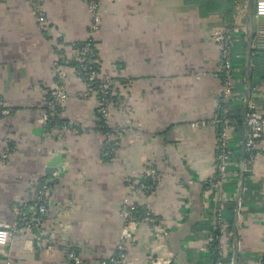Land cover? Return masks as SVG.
Instances as JSON below:
<instances>
[{
    "label": "crops",
    "instance_id": "1",
    "mask_svg": "<svg viewBox=\"0 0 264 264\" xmlns=\"http://www.w3.org/2000/svg\"><path fill=\"white\" fill-rule=\"evenodd\" d=\"M221 1L101 0L93 37L97 75L114 83L108 127L125 128L106 161L104 137L96 130L98 102L83 98L86 85L73 66L76 44L88 38L92 21L85 0H38L36 8L27 0H0V100L9 112L0 116V159L8 152L0 164V221L13 228L8 245L0 248V264H65L70 250L82 264H100L120 242L118 213L127 194L158 219L155 226L138 223L131 230L130 264H150L151 258L212 263L207 238L215 231L218 207L229 225L242 143L238 155L231 149L229 180L218 183L217 34L234 37L231 58L240 99L231 105L240 113L246 87L240 38L247 47L248 0L234 3L227 15ZM38 11L46 19L43 27ZM260 23L264 19L253 20V31ZM260 70L254 82L251 73L250 102L264 116ZM57 93L66 96L59 118L68 127L62 129L43 121L45 103ZM253 152L244 161L237 264H261L264 257V138ZM57 168L60 176L50 174ZM150 168L159 177L154 192L132 194L130 188L144 182ZM43 186L50 190L48 213L36 220L32 195ZM28 209L32 213L15 221ZM233 219L234 213L232 225Z\"/></svg>",
    "mask_w": 264,
    "mask_h": 264
},
{
    "label": "built area",
    "instance_id": "2",
    "mask_svg": "<svg viewBox=\"0 0 264 264\" xmlns=\"http://www.w3.org/2000/svg\"><path fill=\"white\" fill-rule=\"evenodd\" d=\"M38 7V0H27ZM101 0H87V10L91 15L92 21L89 27V36L84 41V46L78 48L76 75L86 85V92L83 98L90 96L95 97L98 102L97 112L105 120L113 106L110 96H114V83L108 79L98 78L99 60L94 36L98 32L101 18L99 15V7ZM264 19V0H255L253 5V20ZM37 20L40 26H44L46 19L43 14L38 11ZM215 41L220 50V64L218 69V78L221 83V93L214 120L217 126L218 135L216 140V181L223 184L229 180L228 169L232 166V152L230 149V140L236 126V120L230 115V105L240 99L236 90L235 68L232 65L231 49L234 44V37L230 34H217ZM57 49V45H55ZM251 51L264 52V24H258L253 31V39ZM99 79V80H98ZM98 83L97 88L94 84ZM66 96L62 93L52 94L51 98L45 103L46 112L43 117L44 123H52L60 117V106L65 101ZM9 114L5 110L3 102L0 100V116ZM247 128L245 150L252 151L255 145L264 138V116L260 115L257 107L253 102L248 103L245 118ZM108 126V125H107ZM110 133L104 137V146L109 145L112 153L118 149L125 128L122 126L108 127ZM8 152H5L0 159V164L5 160ZM146 179H150V184L144 182H136L132 186L131 193L136 196H150L157 184L159 177L152 168L146 170ZM50 190L46 187H38L32 195V205L36 212V220H40L48 213ZM223 208L218 207L214 215V233L207 238V249L213 251V260L211 264H226L228 254L231 252L229 225L223 218ZM119 220L122 224L121 239L114 247L110 256L100 264H130L127 251V241L130 239V232L138 223H146L155 226L158 219L154 216L149 208L140 209L131 195L127 194L121 202L118 213ZM12 226L8 223L0 221V248L6 247L9 242ZM204 251V249H202ZM150 264H170L166 260H158L151 258ZM10 264V263H6ZM65 264H82L80 256L73 250L66 251Z\"/></svg>",
    "mask_w": 264,
    "mask_h": 264
},
{
    "label": "trees",
    "instance_id": "3",
    "mask_svg": "<svg viewBox=\"0 0 264 264\" xmlns=\"http://www.w3.org/2000/svg\"><path fill=\"white\" fill-rule=\"evenodd\" d=\"M242 1L243 0H222L221 2H223V4H224L223 7H224V9L226 8L225 9L226 15L231 12L230 10H231V7L234 3H240ZM85 2H87V0H85ZM240 44H241L242 52L244 53L245 48H246V42H245V39L243 36L240 38ZM82 46H84V42L80 43V44H76V47H78V48H81ZM251 63H252L251 73H252V78H253V82H254L255 79H257L260 75L259 73H257V71H259L261 68H264V52L252 51ZM73 66H75V69L77 70L78 64H74ZM97 85H98V83L96 82L94 84V88H97ZM110 100L114 104V101H115L114 96H110ZM233 107H235V106L230 105L229 113L236 120V126H234L233 139L230 142V149L235 151V153H236L235 155H238L239 145L242 141L243 121H242L240 109H238V106H236V109H237L236 111L234 110L235 108H233ZM59 110L61 111V109H59ZM96 118H97V122H96L97 132L100 135H102L103 137H106L110 133V129L106 125L105 120H103V118L100 116L99 112H97V110H96ZM49 124L53 125V126H57V128H59V129L68 127V124L65 122V120H62L60 118L55 119L54 122L49 123ZM233 145L234 146L237 145V147L233 149ZM103 151H104V155H105L104 159L106 161H109V159H111L113 157L111 147L109 145H105ZM253 156H254L253 150L252 151L245 150V160L246 161H249L251 159V157H253ZM143 181L145 184L151 183L149 178H147V179L145 178ZM227 213H228V220H229V231H231L232 230L231 219H232V216L234 213V203H230V205H228ZM230 244H231V241H230ZM230 258H231V253L228 254L226 264L230 263ZM261 264H264V257L261 259Z\"/></svg>",
    "mask_w": 264,
    "mask_h": 264
},
{
    "label": "water",
    "instance_id": "4",
    "mask_svg": "<svg viewBox=\"0 0 264 264\" xmlns=\"http://www.w3.org/2000/svg\"><path fill=\"white\" fill-rule=\"evenodd\" d=\"M248 12H247V18H246V25H245V32L244 35L246 36L247 40V47H246V56H245V98L244 103L242 107V113L241 118L243 121V132H242V143H241V151H240V159H239V189H238V196L235 202L234 206V219H233V225H232V235H231V263L230 264H237L238 262V237H237V219H238V213L240 209V199L242 196V189L244 185V161H245V144H246V124H245V118H246V112H247V105L250 101V92H251V44L253 39V0H248ZM61 167V166H60ZM57 173L58 176H60V168H57L55 170H50V174ZM17 210H19V207H17ZM28 213H32L31 209H28L26 212L22 213L19 212L18 215L15 218V221L20 220V216L27 217Z\"/></svg>",
    "mask_w": 264,
    "mask_h": 264
},
{
    "label": "rangeland",
    "instance_id": "5",
    "mask_svg": "<svg viewBox=\"0 0 264 264\" xmlns=\"http://www.w3.org/2000/svg\"><path fill=\"white\" fill-rule=\"evenodd\" d=\"M108 80H110V79H108Z\"/></svg>",
    "mask_w": 264,
    "mask_h": 264
}]
</instances>
